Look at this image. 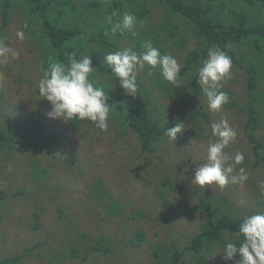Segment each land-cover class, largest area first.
<instances>
[{
  "label": "rangeland",
  "instance_id": "374dc122",
  "mask_svg": "<svg viewBox=\"0 0 264 264\" xmlns=\"http://www.w3.org/2000/svg\"><path fill=\"white\" fill-rule=\"evenodd\" d=\"M223 1L226 12L243 0ZM132 2L139 4L138 0ZM92 6L86 10L89 18L98 15ZM151 6L147 26L137 25L135 30L146 31L142 38H153L162 47V53L173 55L182 66L187 53L199 45L198 38L188 30L184 48L179 47L173 38L175 32L166 31L161 25L170 19L182 28V22L177 16L167 15L161 5L151 3ZM125 9L129 10L127 5ZM62 19L72 22L70 26L85 43L88 38L85 36L86 26L69 15ZM17 30L24 31L23 41L16 37ZM2 36L7 37L6 43L19 51L20 56L17 60L9 59L0 67V126L13 129L15 119L33 117L39 109L42 128L49 138L43 153L16 149L5 156L0 152V190L4 193L0 202V260L43 243L41 257H32L25 264H58L57 261L50 263L46 250H60V240L68 235L79 241L81 232L93 238H108L111 252L90 256L83 253L72 262L67 259L60 264H157L158 257H154L157 247L176 244L181 250L199 232L203 221L199 205L207 201V197L213 198L212 201L224 199L225 207L232 206L244 215L253 214L257 209L264 211V207L257 206L259 194L264 192L260 187L264 182V166L255 163L252 145L246 138L245 115L239 109L245 101L242 97L245 85L242 67L232 62L231 78L222 89L228 92L230 102L219 112L209 111L204 95L199 98V107L205 116L196 114L198 102L187 87L190 75L179 76L178 85L167 81L158 84L159 70L149 75L150 70L146 67L138 74V93L133 98L127 96L119 80L108 73L106 64L102 70L95 68L90 79L108 92L109 99L114 98L130 107H139L137 102L143 101L145 108L154 112L157 108L162 112L164 120L172 118L175 123L177 120L185 122L186 129L178 134L175 142L166 138L154 146V151L143 153L136 135L111 123L110 119L106 131L96 128L90 121L82 123L80 134L84 138L73 134L68 129V122L50 119L47 116L50 103L38 95L39 68L44 63L41 45L33 37L34 41H30L21 12L11 13L6 33ZM109 38L121 48L144 51L143 45L138 47L140 39L137 34H116ZM95 45L88 43L86 46L90 50ZM243 51L240 46V54ZM221 119L227 120L237 132L235 140L224 151L230 158L237 151L245 157L242 164L235 166L234 174L243 167L249 178L243 186L229 184L221 190L213 184L200 188L192 184V178L197 165L207 161L210 126ZM257 137L264 144V130L259 131ZM34 159L47 171L38 180L31 174L35 172ZM97 181H101L106 202L120 207L115 213L94 197L93 186ZM161 189L168 201L166 204L159 197ZM35 214L40 217L37 230L33 229ZM138 231L144 233V240L140 246L133 247L130 238ZM220 250L215 246L199 262L187 255L181 264H235V260L225 261Z\"/></svg>",
  "mask_w": 264,
  "mask_h": 264
},
{
  "label": "trees",
  "instance_id": "16d2710c",
  "mask_svg": "<svg viewBox=\"0 0 264 264\" xmlns=\"http://www.w3.org/2000/svg\"><path fill=\"white\" fill-rule=\"evenodd\" d=\"M132 1L0 0V32L1 35L6 33L11 13L21 12L24 24L30 34V41H34L33 37L41 45L44 62L42 67H47L48 63L53 61L67 63L68 54L78 50L79 53L90 54L93 66L102 70L105 68V63L102 60L103 55L114 51L113 48L115 50L121 48L109 38L112 34L107 17L119 10H121L120 13L126 11L125 6L127 5L129 8L127 11L134 14L138 20H148L152 10L151 3L154 6L161 5L167 11V15L170 14L172 18L177 16V19L182 22V28L177 22L172 23L170 19L164 20L161 25L162 29L175 32L173 38L179 47L184 48L188 30L198 38L199 45L187 53L179 74V76L190 75L187 87L191 89V93L197 99V115L202 113L205 116L199 107V98L203 96V93L195 82L196 74L193 75V71L206 57L209 47H221L222 50L228 52L233 63L244 69L245 85L242 97H245V101L239 106V109L245 115L246 138L252 145L255 163H261L264 166V144L257 137V133L264 130V0H243L235 5L236 7L228 8L226 12L223 0H138V5H134ZM90 5H93L92 7L98 14L97 17L93 15V18H89L86 14ZM64 15L78 19V22L80 20L83 26H86L85 36L88 38L85 43L78 38L70 26L72 22L63 21ZM118 18L113 17V20ZM135 32L140 39L138 47L151 41L153 46L163 52L162 47L153 38L150 36L142 38L147 34L146 31L139 28ZM88 43L96 45L89 50L86 46ZM240 46L244 48L242 54L239 52ZM107 71L111 74L110 69ZM161 82L164 80L158 76L156 83ZM1 97L0 95V99ZM108 102L112 106L111 123L133 132L137 137L140 151L143 153L154 151V146L167 138L164 136L165 129L175 125L172 118L164 120L163 113L157 108H155V112L145 108L143 101L137 102L139 107L124 105L114 98H110ZM36 111L33 117L15 119L13 129L0 126V152L5 156H9L16 149H23L31 153L44 152L43 147L49 137L42 128V113L39 109ZM84 122L88 121L73 120L68 122V129L73 134L84 138V135L80 134V126ZM33 164L35 172L31 174L36 180L39 176L47 174L38 160L34 159ZM103 194L101 181H97L93 186L94 197L103 202L106 208L110 207L109 210L115 213L120 207L106 202L107 199ZM3 195L4 193L0 190V202L3 200ZM159 197L162 203H168L164 197L163 189L160 190ZM207 199L199 205L203 212V221L199 226V232L193 235L189 244L181 250L176 247V244L171 247H157L154 255L155 258L158 257L157 264H181L187 255L199 262L208 256L215 246L222 248L225 240L238 242L236 237L238 225L246 215L232 206L225 207L223 203L226 200L224 199L222 201H215V199L212 201L213 198L209 197ZM257 206L264 207V192L259 194ZM60 211L63 212L61 209ZM255 212L264 211L257 209L253 213ZM39 218L38 214L34 215V230L40 228ZM69 229L70 227H68ZM144 236L143 232H136L130 238L131 246H140ZM78 240H72L68 235L63 241L60 240V250L47 249L46 253L50 256V263L57 261L60 264L67 259L72 262L74 258L83 253L85 256H90L111 252L108 238H93L80 232ZM85 241L87 242L85 243ZM43 245V243H38L35 246L24 248L20 252L0 260V264H25L32 257L40 258ZM239 259V256L235 257V260Z\"/></svg>",
  "mask_w": 264,
  "mask_h": 264
},
{
  "label": "clouds",
  "instance_id": "9594fccd",
  "mask_svg": "<svg viewBox=\"0 0 264 264\" xmlns=\"http://www.w3.org/2000/svg\"><path fill=\"white\" fill-rule=\"evenodd\" d=\"M113 17L119 18L113 20ZM107 23L111 25L110 33L113 36L118 32L120 35L131 33L135 36L137 25L147 26L148 21L138 20L134 14L124 11L113 12L107 17ZM16 37L23 41L24 31L17 30ZM6 40L7 37L0 35V67L5 66L9 59L17 60L20 56L19 51L9 46ZM143 48L144 51L137 52L131 47H122L102 57L112 75L119 80L125 94L133 98L138 93V74L146 67L150 70L149 75L159 70L163 80L173 85H178L182 67L176 57L162 53L151 41L144 43ZM94 69L91 55L79 53L78 50L68 54L67 63L53 61L47 67L39 68L41 78L38 82V95L50 103V111L47 113L50 119L63 122L87 120L100 130L108 129L112 106L108 102V92L90 79ZM231 69V56L219 46L209 47L206 57L196 69L195 82L206 97L211 112H219L230 102L228 92L222 89L231 78ZM185 129V122L177 120L173 127L165 129L164 136L175 142L178 134H182ZM210 130L207 161L197 165L192 184L200 188L215 184L221 190L229 184L243 186L249 178L246 170L241 167L238 173L234 174V171L236 165L244 162V154L237 151L230 158L224 151L235 140L236 130L225 119L213 122ZM260 187L264 190V182H261ZM240 203L243 205L244 202ZM236 237L238 242H223L219 254H223L225 261H234L239 256L235 264H264V212L244 216L238 225Z\"/></svg>",
  "mask_w": 264,
  "mask_h": 264
}]
</instances>
